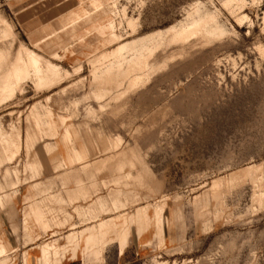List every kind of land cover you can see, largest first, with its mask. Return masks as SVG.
Masks as SVG:
<instances>
[{"label":"rangeland","instance_id":"374dc122","mask_svg":"<svg viewBox=\"0 0 264 264\" xmlns=\"http://www.w3.org/2000/svg\"><path fill=\"white\" fill-rule=\"evenodd\" d=\"M11 63L0 264H264V0H0Z\"/></svg>","mask_w":264,"mask_h":264},{"label":"bare ground","instance_id":"6f19581e","mask_svg":"<svg viewBox=\"0 0 264 264\" xmlns=\"http://www.w3.org/2000/svg\"><path fill=\"white\" fill-rule=\"evenodd\" d=\"M205 16V15H204ZM203 16V17H204ZM203 17H200V15H198V17L196 18V19H192L189 23H185V24H183V25H180V27H178L179 29V31L178 30H176L177 31V35H178V32L179 33H183L184 34V32L185 33H187V32H189V33H194V32H196L197 30H199V29H197V27L199 28L200 26V29H204L205 30V33H209V34H211L212 32H214V30L216 31V30H218V31H220V32H222V30H220V28L218 27V26H216V27H211L210 25V27L207 25V20L205 21V23L203 24V22H204V20L203 21H201V18H203ZM206 17H210V19H212L211 18V16H206ZM205 18V17H204ZM207 19V18H206ZM210 19H208L209 21H210ZM209 21H208V23H209ZM212 21V20H211ZM180 24H182V23H180ZM179 25V24H178ZM208 26V27H207ZM218 27V29H216ZM174 28V26L172 25V27H170V29H173ZM169 29V30H170ZM176 29V28H175ZM174 29V30H175ZM187 31V32H186ZM174 33H175V31H174ZM174 33H172V34H174ZM188 33V34H189ZM215 33V32H214ZM213 33V34H214ZM218 33V32H217ZM191 34V35H192ZM185 35V34H184ZM183 35V36H184ZM187 35V34H186ZM182 36V37H183ZM188 36V35H187ZM186 36V37H187ZM190 36V35H189ZM185 38V37H184ZM23 67L22 66H16L15 65V63H11L9 66H8V68L6 69V70H4L5 71V74L2 76V77H0L1 79H0V89H4V88H6V87H8L10 84H11V80L12 79H17L18 78V76H19V73L21 72V71H23ZM40 79H43L42 77H40Z\"/></svg>","mask_w":264,"mask_h":264},{"label":"crops","instance_id":"0c3cea01","mask_svg":"<svg viewBox=\"0 0 264 264\" xmlns=\"http://www.w3.org/2000/svg\"><path fill=\"white\" fill-rule=\"evenodd\" d=\"M64 262H65V259H64Z\"/></svg>","mask_w":264,"mask_h":264}]
</instances>
